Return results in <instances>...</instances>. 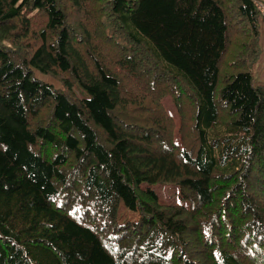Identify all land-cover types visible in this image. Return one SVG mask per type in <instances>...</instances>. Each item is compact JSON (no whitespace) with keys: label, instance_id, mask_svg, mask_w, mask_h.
Returning a JSON list of instances; mask_svg holds the SVG:
<instances>
[{"label":"trees","instance_id":"obj_1","mask_svg":"<svg viewBox=\"0 0 264 264\" xmlns=\"http://www.w3.org/2000/svg\"><path fill=\"white\" fill-rule=\"evenodd\" d=\"M262 6L0 0V264H264Z\"/></svg>","mask_w":264,"mask_h":264},{"label":"rangeland","instance_id":"obj_2","mask_svg":"<svg viewBox=\"0 0 264 264\" xmlns=\"http://www.w3.org/2000/svg\"><path fill=\"white\" fill-rule=\"evenodd\" d=\"M260 45L262 49L261 56L259 60L256 63H254L251 68V72L254 78V84L264 83V20L262 17H261ZM50 81L52 82V80ZM162 102L165 108L167 109V111L171 115L177 116L176 109L169 97L164 98ZM150 189L152 193H154L155 196H157V198L160 201L168 202V203L184 201L182 195L179 193V190L172 185H161V184L151 185ZM116 219L118 222H124L127 220L135 221L138 219V212L128 209L124 205V203L120 201L118 205Z\"/></svg>","mask_w":264,"mask_h":264},{"label":"built area","instance_id":"obj_3","mask_svg":"<svg viewBox=\"0 0 264 264\" xmlns=\"http://www.w3.org/2000/svg\"><path fill=\"white\" fill-rule=\"evenodd\" d=\"M262 15L264 16V6H262Z\"/></svg>","mask_w":264,"mask_h":264}]
</instances>
